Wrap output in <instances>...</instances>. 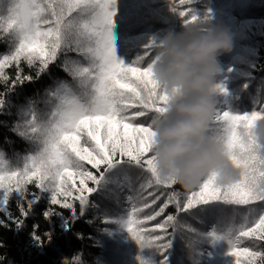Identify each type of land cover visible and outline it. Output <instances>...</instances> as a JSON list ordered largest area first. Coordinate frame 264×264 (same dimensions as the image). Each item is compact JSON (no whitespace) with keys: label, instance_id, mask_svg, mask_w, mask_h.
Masks as SVG:
<instances>
[{"label":"trees","instance_id":"obj_1","mask_svg":"<svg viewBox=\"0 0 264 264\" xmlns=\"http://www.w3.org/2000/svg\"><path fill=\"white\" fill-rule=\"evenodd\" d=\"M0 264H264V0H0Z\"/></svg>","mask_w":264,"mask_h":264},{"label":"rangeland","instance_id":"obj_2","mask_svg":"<svg viewBox=\"0 0 264 264\" xmlns=\"http://www.w3.org/2000/svg\"><path fill=\"white\" fill-rule=\"evenodd\" d=\"M179 144H180V136H176L174 137L171 142H170V145H169V151H170V166L172 168H175V165L178 161V156H179ZM17 186H21V183L19 181L16 182ZM152 212L151 210L148 211V213ZM144 233L148 232L149 231V227L146 226V228L143 230ZM140 236V235H139ZM137 240V243H139V240ZM143 247V249H145L146 247V257H149L155 253H157L159 251V248L157 246H154V245H150V242L147 241L145 239V237L143 239L140 240V243Z\"/></svg>","mask_w":264,"mask_h":264}]
</instances>
